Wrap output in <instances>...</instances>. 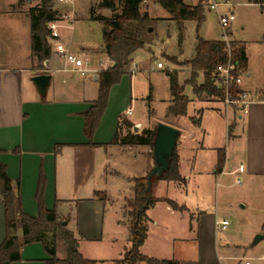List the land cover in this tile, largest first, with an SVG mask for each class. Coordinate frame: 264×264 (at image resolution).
<instances>
[{"label": "crops", "instance_id": "obj_1", "mask_svg": "<svg viewBox=\"0 0 264 264\" xmlns=\"http://www.w3.org/2000/svg\"><path fill=\"white\" fill-rule=\"evenodd\" d=\"M10 4L20 6L25 3L16 0ZM234 5L241 6V8L248 7L250 11L248 14L252 16V20L249 16L241 19L243 34L241 39L234 40L242 44L246 55V71L242 74L240 89L249 95L248 105L243 110L240 106H227L223 100L215 96H198L196 94L197 101L206 104V107L196 108L199 118L192 122L195 124L194 128L202 129L201 118L205 114L210 115L216 121L223 117L225 125L220 124L221 133L218 132V134L228 137L238 128L241 129L242 114H244L246 119L243 130L245 134V145L242 150L243 162L240 159L237 167H233L229 172L227 170L229 158L225 149L200 145L198 140L200 132L191 134L186 131L184 136L186 141L181 142L182 133H180L176 149L179 157V172L185 183L190 179V174L183 175V167L186 166L189 170H193L194 174L205 171L203 168L206 164L203 160H199V157L209 149L214 151V158L209 165L205 166L207 174L213 172L219 178L226 174L238 175V177L244 175L247 181L264 176V0H240ZM206 7H208V1ZM225 7L231 10V5ZM27 8L29 9L30 6ZM27 17L29 19L28 15ZM13 21L7 19L3 24L0 19V162L6 166L11 185L15 188L16 181L19 182L18 195L21 206L27 214L33 217L38 215L35 193L39 176L41 173L43 174L45 207L56 212L77 240L78 251L83 257L89 259L91 257H87L88 255L85 253L87 249L83 250L82 243H91L102 239L105 203L112 198V187H119L118 193H121L125 208L127 200L134 195L135 179L147 177L153 167L149 146H122L113 142L115 135L119 132L121 118H126L133 126L138 125L139 129L142 127V129L156 130L158 123L179 128L175 124L176 121L178 118L186 117L187 114L179 117L171 116L175 121H168L170 117L168 108L172 104L168 86L169 96L162 100V115L155 117L154 105L157 102L153 95L148 93V96L141 99V102L146 106L144 117L131 118L133 112L127 114V110H133L132 95L136 80L133 77V72H130V75L126 74L122 77L120 84L111 88L107 107L92 137L93 144H88L89 138L85 135V119L82 113L88 110L97 98L98 79H93L97 73L92 74L91 82L85 80L72 82L76 73L68 71L69 66L64 59L53 53L47 66V74L52 75L51 85L45 96L40 95L31 80L38 73L32 70L30 19L27 25L23 23L18 26L19 30L10 28ZM19 36H22L24 41L18 40L14 45L12 40ZM65 45L67 46V44ZM186 68L191 74V68ZM175 73L177 74V72ZM55 75L60 77L62 83H68L63 92L56 89L51 90ZM177 78L179 81L178 74ZM188 80H185V83ZM93 83L95 86H92ZM179 84L183 85L180 81ZM215 84L218 86L217 82ZM189 100L188 106L193 102L192 99L189 98ZM189 118L191 120V117ZM230 127L232 130L229 129ZM122 130L126 133V129ZM56 147H58L57 152H55ZM219 150L224 152L225 162L221 171L218 172L216 167ZM113 156L123 162L127 169L121 167L117 161L112 164ZM100 157L102 161L99 163ZM239 166H243V172L238 171ZM103 178L104 187L101 185ZM162 183L176 182L158 180L152 185L153 192L154 188H161ZM97 193L104 194V197ZM153 197L167 198L155 193ZM156 204L153 209L156 208ZM165 204L170 213H177L167 203ZM216 222L214 214L203 212L196 219L195 224H190L191 236L186 238L192 246L194 245L191 247L193 255L172 259L178 260L182 264H223V260H227V257L221 255V247L216 243ZM17 233V236L20 237L21 229ZM5 236V213L0 195V245ZM114 240L116 241V239ZM128 241H130V237ZM146 241L147 238L140 250L146 245ZM129 247L130 242L125 248ZM158 258L165 259L163 256ZM243 258L245 263L248 257ZM47 259H49V255L44 251L42 245L31 243L22 246L20 259L12 264H46ZM92 260L103 261L93 258ZM261 260L264 259L261 257Z\"/></svg>", "mask_w": 264, "mask_h": 264}, {"label": "rangeland", "instance_id": "obj_2", "mask_svg": "<svg viewBox=\"0 0 264 264\" xmlns=\"http://www.w3.org/2000/svg\"><path fill=\"white\" fill-rule=\"evenodd\" d=\"M12 1L15 2L16 0H0V19L3 24H5L7 19L14 20L11 27L7 26L19 30L18 26H21L23 23L24 25L28 24V10L37 7L39 0H23L25 4L20 6L9 5ZM102 1L72 0V4L67 5L66 8H62L63 6L56 8L55 2L52 1L53 8H56L58 12L67 11V17L59 28L60 36L63 37L61 41L67 44L70 52L88 60L92 70L85 76L75 74L72 82H82L84 80L91 82L92 74L97 73L98 75L101 70H104V67L107 66L106 68H109L112 65L111 61L109 63V59L104 52L102 24L90 20L91 8L95 9L96 14L112 15L110 9L100 7ZM210 1L208 0V3ZM215 1L222 4L224 0ZM184 2L194 5L198 0H184ZM228 2L231 5L230 9L236 16V20L227 29L226 33H228V39L234 41L235 39H241L243 34L241 19H245L246 16L248 18L250 11L248 7L241 8V6L234 5V3L240 2V0H230ZM27 6H30V8L28 9ZM142 10L148 11L150 25L147 28L144 46L134 52L133 58L127 66L128 74L130 75V72H133V77L136 80L132 95L133 114L131 118L144 117L146 106L141 102V99L149 94H152L157 102L154 105L155 117L162 115V100L167 99L169 96V78L167 77V73L177 72L179 81L184 85V94L193 101L188 106L187 116L178 118V121L175 123L179 127L177 129L182 133L180 141H186V139L184 140L186 131H189L191 134L200 132L198 138L200 145L209 148L219 147L226 150L229 158L227 170L230 172L233 167H237L240 159L243 162L242 150L245 145L243 130L246 116L242 114L241 129L238 128L228 137L224 134H218V132L221 133L220 124L225 125V118L223 117L221 120L216 121L210 115L205 114L201 118L202 129L194 128L195 124L192 121L199 118L196 108H205L206 104L198 102L197 95L193 92L192 84L185 83V80H190L191 78L189 69L186 67H190L187 62L195 56L197 36L202 39L224 40V29L219 23L217 12L210 11L205 6V20L197 29L195 21L184 22L182 27H180L153 0H146L143 3ZM228 10L229 8L223 5H220L218 8L221 15H225ZM249 17L252 20V16ZM242 23L244 24V22ZM18 40L24 41L23 37L19 36L17 39L12 40L13 44L15 45ZM48 42L51 46V54H53L54 42L50 38H48ZM69 43L70 45H68ZM158 63L162 64V68L157 66ZM34 66H36L35 62ZM34 72L38 73L36 70ZM68 80L70 81V79ZM202 82L203 75L199 74L196 83L200 84ZM67 84L62 83L60 77L55 75L51 90L56 89L63 92ZM97 84L99 83L97 82ZM92 86H95V83ZM151 87L152 89H150ZM189 117H191V120ZM125 120L126 118H121L120 124L121 128L126 129V132H128L130 128L128 129L123 124ZM168 121L174 122L175 119L170 116ZM122 129L120 133L124 134L125 132ZM141 130H143L142 127L139 131ZM130 131L132 132V129ZM222 131L224 133V127ZM151 154L152 149L150 148L152 160ZM213 154L214 151L209 149L200 155L199 160H203L204 164L209 165L212 158H214ZM101 161L102 158L100 157L98 162L100 163ZM111 161L112 164L117 161L121 167L127 169V166L123 162H120L118 158L113 156ZM206 165L203 168L205 171ZM192 171L186 166L183 167L182 174H190V179L186 180L185 184L162 183L161 188H154V192L152 190V195L155 193L156 195L167 197L179 205H184L186 210L176 211V214L170 213L163 202H158L155 209L151 208L148 210V237L146 245L140 250L141 253L154 258L163 256L165 259L192 256L193 249L191 247L194 245L192 246L190 241L186 239L191 236L189 227L191 223L195 224L196 219L203 212H206L214 214L217 222L223 220L228 222L226 229L216 228L215 230L216 243L221 247L220 253L222 256L225 255L227 257V260H223V264H244L243 257H248L245 261L250 259L251 264H264V260H261V257L264 256V239L253 245L257 235H264V176H258L253 181H247L244 175L238 177V175L226 174L219 178L213 172L207 174L203 171L202 173L194 174ZM237 180H240V184H237ZM102 182L101 185L104 187V178ZM156 182L158 180H154L153 178L152 184ZM118 189L119 187H112V198L105 203L102 239L96 242L82 243L83 250L87 249L86 251L84 250L88 255L87 257H91L89 259L103 260H97V264H113L115 260L122 257L124 250L127 249L125 247H128V243L130 242L128 241L130 237V218L127 213V202L124 208L123 199L121 198V193H118ZM101 196L104 197V194H101ZM132 198L129 200H132ZM56 255L59 258L65 256L62 243H58Z\"/></svg>", "mask_w": 264, "mask_h": 264}, {"label": "trees", "instance_id": "obj_3", "mask_svg": "<svg viewBox=\"0 0 264 264\" xmlns=\"http://www.w3.org/2000/svg\"><path fill=\"white\" fill-rule=\"evenodd\" d=\"M23 0H21L22 2ZM53 0H39V5L28 10L31 32V60L32 70L38 74H47V66L51 58V47L48 37L51 35L48 23L56 19L53 10ZM158 3L180 27L184 22L195 21L197 29L205 20L204 7L208 0H199L196 5H188L184 0H153ZM144 0H103L100 7L112 11L111 16L96 14L95 9L90 10V20L102 24V39L104 52L113 64L98 73V95L92 106L82 113L85 119V135L92 143V137L101 121L107 107L111 88L120 84L122 77L128 74L127 66L135 51L145 44V35L150 25L148 11H143ZM231 62L236 67V75L246 71V55L240 42H234L231 52ZM229 60L226 44L223 40H205L197 36L195 56L187 64L191 68V78L186 83H191L193 91L198 96L217 97L224 101V92L216 83L214 72L217 66L226 64ZM34 62L36 66H34ZM204 76L201 85L196 83L199 74ZM169 88L172 96V104L168 108V115L179 117L187 114L189 98L184 94V85H180L177 74L168 72ZM237 91V87H234ZM123 124L130 128L133 124L125 120ZM119 132L113 142L122 146L147 145L152 149L155 130L143 129L137 132L130 130L125 134ZM229 129L232 130V127ZM230 132V130H229ZM58 147L55 148V152ZM152 155V154H151ZM225 162V154L218 152L217 171H221ZM154 180L176 182L184 184L185 180L179 172V157L174 149L169 167ZM153 183V182H152ZM153 185V184H152ZM19 182L15 188L11 185V179L7 174L6 166L0 162V195L5 213L6 236L0 245V264H12L20 259L22 246L31 243H40L44 251L49 255L46 264H97L96 260L87 259L78 251V242L63 221L54 210H48L44 204L45 180L41 173L35 193L38 205L36 217L27 214L18 195ZM101 195V193H97ZM157 202L167 203L175 211H185L184 205L169 198H155L152 195V186L147 189V177L135 179L134 195L127 201L128 216L130 218V247L125 249L122 257L113 264H182L175 259H157L141 253L140 248L147 238L148 210ZM264 227V225H263ZM21 229L22 235L17 236ZM64 246V258L56 255L57 245Z\"/></svg>", "mask_w": 264, "mask_h": 264}, {"label": "built area", "instance_id": "obj_4", "mask_svg": "<svg viewBox=\"0 0 264 264\" xmlns=\"http://www.w3.org/2000/svg\"><path fill=\"white\" fill-rule=\"evenodd\" d=\"M146 0H144L145 2ZM56 4V8H61L60 6H63L62 8H66L67 5L72 4V0H53ZM220 5L229 6L228 0H224L221 3L216 2L215 0H211L208 3V7L211 11H216L219 17V23L221 27L224 29V42L226 44V51L229 56V60L226 64H222L217 66L214 75L216 76V82L218 84V87L221 88L224 92V103L227 106L230 105H238L240 107L246 108L248 105V97L249 95L247 92L240 89L241 83H242V74L236 75V67L231 62V52L233 43L235 41H231L228 39L226 33L227 29L231 26V24L236 20V16L233 11L228 10V12L225 15H221L218 11V8ZM56 8H53V10L56 12V19L52 20L48 23V28L51 32V35L48 37L50 40L54 42V53L57 54L60 58L64 59L66 64L69 66L67 69L68 71L72 73H76L80 76H85L86 74L90 73L91 66L90 62L88 60H85L84 58L70 52L68 47L61 41V36L59 33V28L62 26V22L67 17V11L58 12ZM49 43V42H48ZM50 45V44H49ZM51 47V46H50ZM110 63V60H108ZM157 66L159 68L162 67L161 63H158ZM107 69V68H105ZM234 87H237V91H234ZM131 109L127 110V114H131ZM244 168L243 166L238 167L239 172H243ZM237 184H240V180H237ZM228 226V222L223 220L221 222H216L217 229H226ZM264 259V256L262 257ZM244 264H251L248 260Z\"/></svg>", "mask_w": 264, "mask_h": 264}, {"label": "water", "instance_id": "obj_5", "mask_svg": "<svg viewBox=\"0 0 264 264\" xmlns=\"http://www.w3.org/2000/svg\"><path fill=\"white\" fill-rule=\"evenodd\" d=\"M93 79H98V75L95 74ZM32 82L36 86L38 93L42 96L46 95L52 81L51 74H38L32 77ZM139 130L138 125L133 126V132ZM180 131L167 125L165 123H158L155 130L154 141L152 145V160L153 167L149 175L147 176V189L152 186L153 178L159 177L167 171L169 162L174 149L176 148L178 139L180 137ZM264 239V235H257L254 239L253 245L257 244L260 240Z\"/></svg>", "mask_w": 264, "mask_h": 264}]
</instances>
